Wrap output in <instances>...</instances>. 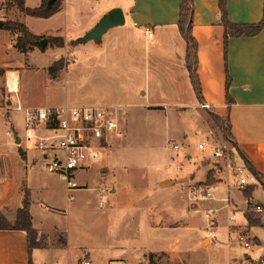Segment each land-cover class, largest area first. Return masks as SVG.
Masks as SVG:
<instances>
[{"label": "crops", "instance_id": "0c3cea01", "mask_svg": "<svg viewBox=\"0 0 264 264\" xmlns=\"http://www.w3.org/2000/svg\"><path fill=\"white\" fill-rule=\"evenodd\" d=\"M180 3L181 0H106L98 11L89 13L80 24L87 32L109 9L120 7L124 13L123 25L109 28L98 43L92 40L85 42L90 43V49L96 56L90 54L91 63L86 66L90 71L89 76L97 78L105 90L113 93L111 101L106 103L120 126L125 123L128 129L132 115L137 114L134 109L142 106L148 108L151 115L163 110L164 115L185 117L189 122L183 109L195 104L189 100L190 91L196 103L199 102L184 62L188 43L178 25ZM226 3L227 16L232 22L256 23L263 17V0H226ZM62 4L56 13L47 18L64 12ZM147 24L152 31L151 37H147L142 28ZM2 30L10 34V31ZM30 32L66 39L56 32ZM190 34L196 42L195 71L201 101L210 105L209 109L203 111L227 121L229 134L233 138L231 147L237 150L234 152L238 162L243 164L237 154L240 151L254 171L264 177V28L252 36H229L224 40L218 0H192ZM74 41L77 42L74 43L75 48L79 42L77 39ZM30 51L34 53L32 49ZM56 54L60 53L55 51L52 61L58 56ZM67 70L68 67L60 74H66ZM58 73L56 76L50 74V79L58 78ZM16 78V92L6 91L17 95V103L23 108H31L23 103L21 73L18 72ZM155 92H161L164 98L152 101L156 98ZM161 101L166 104L161 106ZM7 103L12 105L13 102L9 99ZM186 136L182 131V139ZM176 142L178 154L163 162L153 180L152 193L141 196L134 202V209L129 208L131 214L127 211L124 216L121 193L129 173L127 168L112 164L111 151H107L99 161L107 168L103 172L111 171L110 164L114 169V185L110 193L102 195L103 201L99 198L97 202H92L87 197L75 194V189H69L66 184L65 209L61 208L56 187L45 179L41 182L37 180L32 171L35 166L33 158L28 161L25 152L19 151V154L23 152V156L20 155L25 163L23 165L17 155L1 151L0 212L8 221H13L26 186L30 191L32 225L42 243L28 251L24 231L0 230V264H80L82 259H87L90 264H121L123 261L132 264H259L264 260V226L247 224L244 209L250 207L248 198L243 196L241 190L236 191L231 187L229 182L205 184L210 187L211 194L214 190H218L217 193L227 191V198L232 202L231 213L240 211L243 216L242 222L233 225L244 230L253 243L246 250L259 248L260 252L254 256L253 252L244 253V257L237 258L228 252L224 256L219 249L217 255H207L211 242L214 243L208 236L201 237L200 245L190 248L181 246V236L172 229L180 231L189 218L186 215L178 219L175 213L178 209L188 210L196 206V203L186 206V200L192 199L189 186L204 182L209 167L206 163L187 159L190 153L186 147L181 150L183 141ZM94 169L95 165L88 170H92L95 183H98L96 185H102L103 181ZM78 174L79 171L73 177L77 180L74 188L91 189L88 177L79 180ZM200 174L202 178L198 176ZM28 176L31 177V184L27 183ZM141 182V179L132 178L129 190L132 189L133 193L139 191ZM173 186H176V190L169 191ZM257 186L264 190L262 185ZM236 192L242 196V207H238L233 197L230 199V194L237 197ZM250 198L264 204V200H258L254 194ZM36 199L39 200V208L35 205ZM213 225L216 226L215 223ZM233 225L229 226V231L237 241L235 235L238 229L232 231ZM200 248L205 250L206 255L201 254L203 250L201 252Z\"/></svg>", "mask_w": 264, "mask_h": 264}, {"label": "rangeland", "instance_id": "374dc122", "mask_svg": "<svg viewBox=\"0 0 264 264\" xmlns=\"http://www.w3.org/2000/svg\"><path fill=\"white\" fill-rule=\"evenodd\" d=\"M11 0H0V22L7 21H20L28 26V28L34 33L40 32H56L57 35L64 36L63 45L57 46L56 43L51 42L52 36L42 33L37 35L39 38H46L47 44L40 48L39 45L28 49L27 51H20L15 47L16 34L10 32L6 34L5 31L0 28V152L10 151L14 155H17L19 162L25 164L22 160L19 151H24L26 159L28 161L35 160V166L32 171L37 180L40 182L45 179L49 184L51 183L56 187L57 195H60L61 208H66V181L59 178L55 174L45 171L43 160L39 156V151L34 148L31 142L24 139V125H23V111L18 110L16 96L6 91L5 81L10 70H16L15 74L21 73V95L24 97L23 103L28 106L46 107L48 105L68 104L72 106H95L107 109V112L113 114L112 109L107 106L106 102L111 101L113 93L104 89L101 81L97 78L89 76V69L86 67L90 65L92 57H96L93 50L90 49V43H78L74 48V39H78L80 34H84V30L80 27V24L88 17L89 13L98 11L103 6L106 0H63L62 5L64 9L61 14L56 15L53 18H39L23 14L15 6H10ZM41 0H23L24 5L29 7H35L40 4ZM264 4V0H263ZM148 25V24H147ZM144 26V25H143ZM150 26V25H149ZM84 29H87L85 27ZM83 32V33H82ZM38 41V40H37ZM11 42V43H8ZM16 48L13 50L11 46ZM192 44H190L192 52ZM44 50V52H42ZM56 51V59L52 61L54 52ZM52 61V62H50ZM57 61V65H62V68L58 71V78L51 80L49 67ZM75 62L71 65L70 63ZM50 63V64H47ZM50 65V66H49ZM69 65V66H68ZM68 67L66 74H60L64 69ZM14 73H9V77L15 76ZM49 78V79H48ZM155 100L160 97L164 98V95L160 92H155ZM190 101L194 102V105L186 107L184 110L187 114L189 122L184 117L178 118L173 116L164 115L163 110L156 111L154 115H151L147 111L148 108L142 107L135 108L137 114L132 115L131 123L128 124V129L125 123H121L122 137L116 138L112 146H108L103 150L102 156L105 153L111 151L112 164L114 166H122L127 168L129 177L124 182V190L121 193L123 200V216L127 214L129 208L134 209L135 201L140 199L144 194H151L154 186V178L161 169L163 162L169 161L178 154V149L173 150L170 142L174 143L180 140L182 142L181 150L186 147L188 154L187 159L194 160L197 163H206L209 167L210 177L212 184L219 181L226 184L231 183V187L236 190L238 178L236 175V168L233 164L238 163V157L235 154V150L231 147L232 143L228 140V130H225L226 123L222 124L223 128L219 127V123L211 114H206L201 108L197 106V101L193 98V93L190 91ZM192 96V97H191ZM11 99V103L7 101ZM160 105H165L164 101H161ZM137 106V105H136ZM139 106V105H138ZM182 110V109H181ZM167 112V111H166ZM221 125V122H220ZM182 131L186 133V138L182 139ZM197 131L201 135H205L207 143L211 147L225 146L231 154V163L233 168H228L226 165L227 157H213L210 154V149L201 151L197 148V142L199 136L196 135ZM20 138V142H16V138ZM168 139H170L168 141ZM182 139V140H181ZM176 140V141H174ZM234 156V157H233ZM25 159V160H26ZM230 161V160H229ZM186 162V161H185ZM110 164L108 173L103 172L106 168L99 162L95 164V172L100 176L102 185L95 183L94 176H92V170H80L79 177L81 180L86 177L90 180L91 189H75L78 195L87 197L92 202H97L100 198L103 201V196L110 193V189L113 187V173L114 169ZM109 166V165H108ZM112 167V168H111ZM172 173L171 170H169ZM91 173V174H90ZM160 174V173H159ZM94 175V174H93ZM200 178L203 176L198 175ZM137 177V178H135ZM139 177V178H138ZM141 179V189L139 191L132 192L130 189L131 180ZM77 182V180H74ZM206 181V177H205ZM204 182H198L192 186L199 184H205ZM31 184V177L28 176L27 183ZM97 184V185H96ZM254 194L258 200H264V190L261 186H257ZM101 186V187H100ZM129 186V187H128ZM264 187V185H262ZM84 187V186H83ZM176 186H173L169 191H175ZM189 189V191H190ZM224 189V188H223ZM236 190V191H237ZM218 190L212 192V197L199 198V193L190 194L192 196L190 201L186 200V206L190 207L191 203H196V206L185 210L184 208L178 209L175 216L180 219L188 215L187 225L179 229H172L173 232L178 233L181 236V246L183 248H190L193 245H200V239L203 236H208L214 240L211 242V246L208 248L207 255H217L219 249L226 255L228 252L231 256L241 258L244 257V253L250 254L253 252V256L257 255L260 249L246 250L242 245H239V241H235L233 233L229 231V226L243 221L241 212H236L234 220H230V213L232 211V202H229L227 198V191L223 190L217 193ZM243 192V190H241ZM237 197L230 194L234 198V201L238 204V207H242L243 199L239 192H236ZM101 196V197H100ZM105 202V201H104ZM261 204V203H260ZM35 205L39 208V200L36 199ZM62 205L64 207H62ZM48 207L51 209L50 205ZM263 207V206H262ZM253 211V213L261 219L264 223V208L262 212H256L251 207L244 209V214ZM131 214L130 211H128ZM209 214V216L207 215ZM12 222V221H11ZM216 224V226L213 225ZM143 226V223H142ZM237 230L238 227L232 226V231ZM237 233H245L244 230H237ZM182 234V235H181ZM236 236V235H235ZM247 236V234H246ZM248 237V236H247ZM249 238V237H248ZM250 239V238H249ZM212 240V241H213ZM140 241V239H139ZM42 243V241L40 240ZM224 242V243H222ZM224 244H227L224 245ZM229 245V246H228ZM252 246V245H251ZM218 247V248H217ZM202 248L200 251L202 252ZM205 250L201 253H204ZM152 261H156L151 259Z\"/></svg>", "mask_w": 264, "mask_h": 264}, {"label": "built area", "instance_id": "2783aa9c", "mask_svg": "<svg viewBox=\"0 0 264 264\" xmlns=\"http://www.w3.org/2000/svg\"><path fill=\"white\" fill-rule=\"evenodd\" d=\"M134 25L137 24L134 23ZM142 28L147 37L152 36L149 25H144ZM5 83L8 92H16L15 86L8 78ZM197 106L204 109L210 108V105L204 101L198 102ZM16 108L22 110L24 114V139L31 142L32 146L39 151L45 170L65 180L70 188L76 187L74 174L80 170H88L98 163L103 150L112 146L115 139L123 135L118 121L104 108L72 105L23 108L19 103ZM196 135L199 136L197 142L199 150L205 151L209 148L213 157L226 156L227 167L233 168L231 154L225 146L211 147L205 135H201L198 131ZM170 145L174 150L179 148L173 141ZM233 165L236 168L239 190H243L248 184H258L257 177L248 172L243 164L238 162ZM189 192L192 195L199 193L201 198L212 195L210 187L206 184L193 186ZM247 202L254 211H263L262 205L252 198H248ZM234 217L235 213H231L230 220H234ZM235 238L244 248L253 244L245 233H237ZM80 264H90V262L82 259ZM121 264L132 263L123 261ZM259 264H264V260H261Z\"/></svg>", "mask_w": 264, "mask_h": 264}, {"label": "trees", "instance_id": "16d2710c", "mask_svg": "<svg viewBox=\"0 0 264 264\" xmlns=\"http://www.w3.org/2000/svg\"><path fill=\"white\" fill-rule=\"evenodd\" d=\"M48 1L49 0H41L38 6L29 7V6L24 5L23 0H11L9 5L15 6L25 15L39 17V18H47L53 15L54 13H56L59 10L61 3H62V0H54L52 4L48 6L47 5ZM218 8H219V13H220V23L224 27V40H227L229 36L231 37L232 36L234 37L252 36V35L257 34L260 30L264 28V4H263V17L260 21L256 23H235V22L230 21L227 16L226 0H218ZM178 14H179L178 25H179L180 31L182 35L186 38L187 43H188L184 62L188 70V73L190 75L191 84L198 98V101L200 102L202 99L200 96L197 74L195 71V66L197 62L196 42L190 34V29L192 25V0H181V3L178 8ZM1 28L16 34L14 45L17 49H19L22 52L38 46L37 40H39L38 39L39 37L31 33L30 30L27 28V26L20 21L3 22ZM51 42L52 43L55 42L56 45L60 47L63 45V39L61 37H53L51 38ZM190 44H192L193 46L192 52H191ZM40 48H43V47H40ZM56 62L57 61H55L49 67V71L52 76H56L58 71L62 68V65L61 64L57 65ZM213 117L215 118L217 123H219L218 125L221 129L223 128L222 124L226 123L225 130L226 129L228 130L229 125L227 121L217 116H213ZM220 122H221V125H220ZM224 136L225 137L228 136V140L232 143L233 138L229 134V130H228V135L224 134ZM233 146L236 148L235 145ZM237 154L242 160L245 168L250 173L254 174L257 177L259 181L258 184L264 185V177L254 171L248 159L240 151H238ZM20 155L23 156V152H20ZM209 177H210V171H208L206 175V181H205L206 184H212V181L209 179ZM255 188H256V184L246 185V187L243 189V192H242L243 196L247 198L252 197V192L254 191ZM30 204H31L30 191L26 186H24L21 204L16 210L14 220L12 222L8 221L0 212V230L17 229V230L24 231L26 233L27 240H28V251L32 247L41 245V242L38 239V233L32 225V218H31V214L29 211ZM261 205L264 208V204H261ZM245 217L247 220V224L249 226H254V225L264 226V223L261 221L259 217H257L253 213V211H249L245 213Z\"/></svg>", "mask_w": 264, "mask_h": 264}, {"label": "water", "instance_id": "95a60500", "mask_svg": "<svg viewBox=\"0 0 264 264\" xmlns=\"http://www.w3.org/2000/svg\"><path fill=\"white\" fill-rule=\"evenodd\" d=\"M54 0H49L47 5L50 6ZM125 22V17L122 9L120 7H113L103 13L101 17L94 23V25L80 36L77 41L79 43H85L92 40L96 43L100 42V38L103 33H105L109 28L114 26L123 25ZM2 23L0 22V28ZM47 39L42 38L37 41V45L44 47L47 44ZM19 142V138L16 139Z\"/></svg>", "mask_w": 264, "mask_h": 264}, {"label": "bare ground", "instance_id": "6f19581e", "mask_svg": "<svg viewBox=\"0 0 264 264\" xmlns=\"http://www.w3.org/2000/svg\"><path fill=\"white\" fill-rule=\"evenodd\" d=\"M9 73H14V74H15V72H8V76H7V78H8V80H9L11 83H13V86H15V88H17V78H16V74H15V77H13V79H9Z\"/></svg>", "mask_w": 264, "mask_h": 264}]
</instances>
